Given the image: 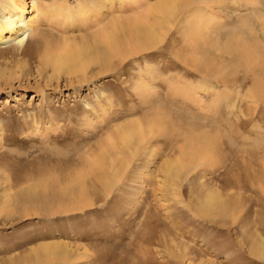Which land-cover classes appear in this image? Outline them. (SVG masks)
Segmentation results:
<instances>
[{
	"label": "rangeland",
	"instance_id": "obj_1",
	"mask_svg": "<svg viewBox=\"0 0 264 264\" xmlns=\"http://www.w3.org/2000/svg\"><path fill=\"white\" fill-rule=\"evenodd\" d=\"M32 1L53 11L31 40L46 30L53 41L63 35L79 44L156 0H23L26 15ZM261 17L252 53L264 60ZM177 19L158 46L115 59L96 76L93 67L82 82L38 72L37 57L25 62L18 45H0V205L5 192L16 203L0 214V264H24L31 249L53 242L66 257L42 264H264L254 251L264 239V95L254 90L259 74L264 85V68L207 47L212 64L194 70L184 60L185 18ZM223 36L214 41L230 35ZM139 119L153 120L155 132L110 187L93 180L84 162L118 124ZM198 133L211 138V151L185 159L179 177L164 176L165 161ZM78 172L84 194L72 179ZM32 183L39 187L24 194ZM209 188L222 196L220 216L200 213Z\"/></svg>",
	"mask_w": 264,
	"mask_h": 264
},
{
	"label": "bare ground",
	"instance_id": "obj_2",
	"mask_svg": "<svg viewBox=\"0 0 264 264\" xmlns=\"http://www.w3.org/2000/svg\"><path fill=\"white\" fill-rule=\"evenodd\" d=\"M49 8H51V5H48L47 7H39L36 5L35 1H32L31 11L27 12L28 14L26 15V9L23 0H0V45L6 43L18 45L21 51L20 54L25 58V62L29 59H35L37 57L38 61L36 63V68L38 69V72L42 69L49 68V70L51 69L53 75H73L77 78V82L85 81L88 78L87 73L93 67H97V73L94 74L93 72V74L96 76L110 70L115 59L122 61L137 51L140 52L158 46L159 43L164 41L169 28H171L169 25H171V23L173 24L175 20L177 21L179 19H177V16L185 18L184 24L187 32L185 33L184 40L187 42L184 41L183 44L185 43V45L190 48L191 54L189 56L186 55L184 60L190 64V66L193 65L192 67L196 66L197 68L194 67V70L195 68L203 69L212 64V59L211 64L208 63V56L206 59V54L209 52L210 48H212V50L215 52L219 51L223 54H230L234 64H242L246 62L245 65L251 64L253 66L256 63L254 67L257 66L258 68L256 67L257 69H255L253 67L255 70H258L260 66L261 69L259 71L262 72L264 70H262V68H264V60H260V56L258 57L255 55V52L252 50H255L254 43L257 42V20L262 18L261 16H264V0H156L153 4L147 3L145 8H143L144 10L134 14V17L128 18L126 20H124L125 18L123 20L111 19L107 25L106 23L104 24L100 32L96 33L98 36L96 39L91 40L89 43L82 42L79 44L70 42L69 38H66L63 35H61L62 38L60 35L58 36L60 41H53V35L56 33H52L50 31L47 32L46 30L40 32L41 34L31 40V38L37 33L40 22L49 21L47 19L48 11L52 10ZM217 11L219 14L220 12L223 13L219 16L218 13L216 14ZM51 12H49V16H51ZM216 16L222 21L217 20L216 22V20H214V18L218 19ZM232 24H234V28L232 27L231 29L229 26H232ZM228 33L230 36H228ZM226 34L228 36V40L226 39L224 43L221 42L222 44H217L218 41H214V38L220 40V37ZM186 48L185 50H187ZM252 51L254 53H252ZM203 53L204 56L202 55ZM210 54L211 52H209L208 55ZM216 59L214 58V60ZM257 62H259L260 66L257 65ZM252 66L249 65V68H252ZM21 69L22 68L20 67V70ZM27 69L29 68L27 67ZM259 75L258 78L255 79L257 80L256 83L258 84H256L254 90L257 91L260 89V94L264 95V85L261 84L263 82L259 80L262 79ZM1 119L2 118L0 116V121ZM127 122L128 123L125 124H118L119 126H117L114 131H112L109 135L107 134V138L103 140L100 143L99 148H97L96 155L92 157L91 161L88 163L84 162L85 166L82 165L86 167L87 164V170L91 173H95V175L97 174L96 179L93 178V180H96L97 182L98 178L103 186L110 187L118 180V178L124 172L130 156L139 149L140 143L143 142L147 135L155 132L154 128L156 127V124L153 122V120L140 122L139 119V121L137 120L133 122ZM1 135L3 134L2 125L0 124V141L4 138L3 136L2 138ZM194 136L197 140L195 143L190 144L191 140H186L185 145L180 150L179 156L172 160L165 161L163 168L166 175L164 174V176H167L171 179L179 177L180 173L182 172L185 159L188 158V160H191L193 157L197 158V156L200 158L204 152L207 154V150L208 152L209 150L211 151V138L209 137V139L207 137L208 135L206 136L204 133L199 135L198 133ZM121 154H123V156H121ZM84 172H78L75 178L73 177L74 175H71L73 177V182L76 183L77 187H80L78 188L80 189V194H84L85 190H82V186H84L82 182L84 181L82 180L81 176V174L83 175ZM88 175L90 174L88 173ZM71 176L68 177L71 178ZM33 183L30 187L26 186V189L24 190H27V188L28 190L24 194L29 195V192L35 189L34 186L36 185L33 186ZM209 191L206 192V194H204L205 196H203L204 198H202L204 200V206L200 205L203 207L199 208L200 213H205V215L206 212H208V215L212 210L215 212L218 209H214L216 204L219 206V203L222 202V199L219 197V192L216 190H214V192L212 190V192ZM73 192L75 191L73 190ZM3 194L4 199L0 205V214L5 212L10 213L11 207H14L16 204L14 202L15 200L12 197V194L10 195L8 192ZM224 201L226 202V200ZM226 204H228V202ZM227 210H224V212L227 213ZM217 211L216 214L218 213ZM222 211L220 213H222ZM225 215L227 214H224V216ZM217 216H220V214ZM246 233L249 232L247 231ZM252 235L254 242L255 237L253 233ZM255 235L257 234L255 233ZM257 236L259 237V235ZM259 239V243L254 247L255 255L264 256V239H261L260 237ZM255 240L257 241V239ZM65 255L66 252L64 251L63 247L59 245V243H44L31 249L26 257L23 260L20 259V261L24 264H42L51 260L64 259L66 257ZM18 263L19 262L13 264Z\"/></svg>",
	"mask_w": 264,
	"mask_h": 264
}]
</instances>
